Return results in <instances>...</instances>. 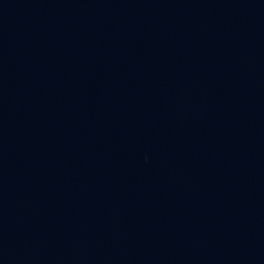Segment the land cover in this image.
Listing matches in <instances>:
<instances>
[{
  "label": "water",
  "instance_id": "95a60500",
  "mask_svg": "<svg viewBox=\"0 0 264 264\" xmlns=\"http://www.w3.org/2000/svg\"><path fill=\"white\" fill-rule=\"evenodd\" d=\"M0 264H264V0H0Z\"/></svg>",
  "mask_w": 264,
  "mask_h": 264
}]
</instances>
